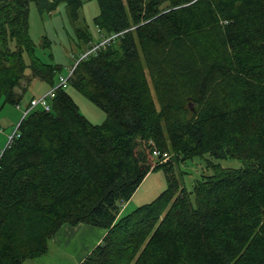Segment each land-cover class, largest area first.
<instances>
[{
	"label": "trees",
	"instance_id": "16d2710c",
	"mask_svg": "<svg viewBox=\"0 0 264 264\" xmlns=\"http://www.w3.org/2000/svg\"><path fill=\"white\" fill-rule=\"evenodd\" d=\"M95 1L99 36L116 38L80 55L68 84L106 118L92 124L57 88L50 111L21 119L0 151V264L45 255L63 225L79 224L105 231L79 264H264V0ZM30 3L40 15L64 3L72 24L83 5L0 0V101L12 106L62 70L36 56ZM75 36L91 48L85 29ZM207 154L244 166L208 163L191 191L169 177L119 216L150 172Z\"/></svg>",
	"mask_w": 264,
	"mask_h": 264
},
{
	"label": "rangeland",
	"instance_id": "374dc122",
	"mask_svg": "<svg viewBox=\"0 0 264 264\" xmlns=\"http://www.w3.org/2000/svg\"><path fill=\"white\" fill-rule=\"evenodd\" d=\"M82 2L79 19L74 24L70 23L66 17L64 3L60 4L51 14L43 15L38 13L34 3L29 5V35L35 45L36 56L45 63L62 66L53 87L58 86L59 77H68L71 67L80 55L82 56L83 49H85L82 45L77 46L75 29H85L91 34L93 43L101 39L92 22L99 12L96 1L82 0ZM43 37H47L50 41V46L45 49L41 47ZM87 52L88 50L85 51V53ZM51 89L52 87L47 83L35 79L26 87L19 108L10 104H3V100L0 101V151L6 147L9 137L13 135L17 124L21 121L23 112L30 100L46 95ZM65 91L76 105L78 112L89 122L95 125L104 122L106 114L102 109L90 102L69 84H67ZM190 106L194 110L193 104H189V109ZM170 159L171 154L169 153L168 160L165 163H168ZM208 163L219 164L228 169H239L244 166L238 160H217L208 154L184 162L174 161L171 163L172 168L169 174L164 169L150 172L137 188V193L133 195V199L128 201L127 208H123L124 206L120 208L119 216H125L137 207L153 201L166 189L169 177H173L180 184V187H185L187 191H191L193 185L202 176L212 173L207 168ZM67 226L69 225H63L60 231L48 241V250L45 255L27 260L23 264H77L95 247L93 246L95 236L93 233L82 229L73 234L70 232L65 234ZM94 230V232H99L100 229L95 228Z\"/></svg>",
	"mask_w": 264,
	"mask_h": 264
},
{
	"label": "built area",
	"instance_id": "2783aa9c",
	"mask_svg": "<svg viewBox=\"0 0 264 264\" xmlns=\"http://www.w3.org/2000/svg\"><path fill=\"white\" fill-rule=\"evenodd\" d=\"M115 38H116L115 35L110 36L108 38L102 36L100 41H98L96 43H92L91 48L88 50L87 53L82 55L81 58H85L88 54L96 53V51H98L99 49L108 46ZM73 69H74V67H71L68 77H66V78L59 77L58 78V86L52 87V89L46 95H44L38 99H32L30 101L29 107L23 112V117L26 116L31 110H33L35 108H40L46 112L50 111V109H51L50 102L55 97V92H56L57 88H62V89L66 88V86L68 84V79H69L70 75L72 74ZM16 107L19 108V105H16ZM14 135H16L15 132L13 133L12 136L9 137V141H8L6 146H8V144L10 143V141ZM152 156L154 157L155 160H157L161 164V163H165L168 160L169 154L160 152V150L153 147L152 148Z\"/></svg>",
	"mask_w": 264,
	"mask_h": 264
},
{
	"label": "crops",
	"instance_id": "0c3cea01",
	"mask_svg": "<svg viewBox=\"0 0 264 264\" xmlns=\"http://www.w3.org/2000/svg\"><path fill=\"white\" fill-rule=\"evenodd\" d=\"M135 193H137V191L135 192ZM135 193H134V195H135ZM133 197V196H132ZM131 197V200L133 199ZM128 203V202H127ZM127 203H124V207L123 208H127L126 206H127ZM61 229V228H60ZM66 230H65V234H67V233H71V234H73V233H75V232H77L78 230H86V231H88L89 233H93V235L95 236V239H94V241H93V246H96L99 242H100V240L102 239V237L104 236V234H105V231L104 230H102V229H100L99 230V232H94L95 230V227H92V226H89V225H85V224H79V225H76V226H67L66 228H65ZM99 229V228H98ZM60 231V230H59ZM58 233V232H57ZM66 243H68V241H66ZM91 248H93V247H91ZM90 250V249H89ZM90 252V251H89ZM84 259V257L82 258V259H80L79 261H78V263L77 264H79L82 260Z\"/></svg>",
	"mask_w": 264,
	"mask_h": 264
},
{
	"label": "water",
	"instance_id": "95a60500",
	"mask_svg": "<svg viewBox=\"0 0 264 264\" xmlns=\"http://www.w3.org/2000/svg\"><path fill=\"white\" fill-rule=\"evenodd\" d=\"M190 110L193 111V108L190 106Z\"/></svg>",
	"mask_w": 264,
	"mask_h": 264
}]
</instances>
